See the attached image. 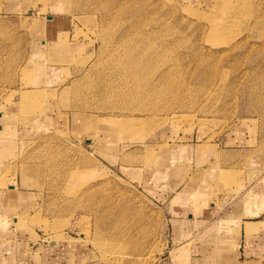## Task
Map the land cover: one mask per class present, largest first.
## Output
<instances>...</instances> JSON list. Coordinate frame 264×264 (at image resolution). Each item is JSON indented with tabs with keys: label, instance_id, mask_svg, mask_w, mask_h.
<instances>
[{
	"label": "rangeland",
	"instance_id": "374dc122",
	"mask_svg": "<svg viewBox=\"0 0 264 264\" xmlns=\"http://www.w3.org/2000/svg\"><path fill=\"white\" fill-rule=\"evenodd\" d=\"M14 186L18 241L81 264H174V205H258L264 0H0V230Z\"/></svg>",
	"mask_w": 264,
	"mask_h": 264
},
{
	"label": "crops",
	"instance_id": "0c3cea01",
	"mask_svg": "<svg viewBox=\"0 0 264 264\" xmlns=\"http://www.w3.org/2000/svg\"><path fill=\"white\" fill-rule=\"evenodd\" d=\"M217 1L201 0L204 5H212ZM45 27L46 24L41 25L40 30L50 34ZM42 42L41 48L36 52L45 54L42 50L47 44L44 40ZM15 190V186L11 187L10 193L7 194L9 198L5 195L6 199L1 202L3 210L9 211V214L2 217L8 221V227L0 230V233H3L5 241L13 242L17 250L21 248L23 252L25 251V255L28 253L30 259L24 264H81L82 255L69 241H50L44 235H39L40 239L36 240L24 237L18 241L16 229L10 228L9 225L13 220L16 226L14 222L18 217L12 213L15 209L17 212L23 211L21 207L24 201L21 194L16 197ZM259 198L258 205L253 204L255 201L251 197L245 202L242 211L233 208L227 210L224 215L220 214L217 206L196 210L197 208L191 204L174 205L176 208L172 211L174 215L171 220L169 240L175 250L172 262L174 264H264V195ZM13 201L16 202L15 208ZM182 251L185 253L181 254Z\"/></svg>",
	"mask_w": 264,
	"mask_h": 264
},
{
	"label": "bare ground",
	"instance_id": "6f19581e",
	"mask_svg": "<svg viewBox=\"0 0 264 264\" xmlns=\"http://www.w3.org/2000/svg\"><path fill=\"white\" fill-rule=\"evenodd\" d=\"M140 67V66H139ZM136 79V78H135ZM162 79V78H161ZM159 80H160V78H159ZM24 100H26V99H24ZM28 100V99H27Z\"/></svg>",
	"mask_w": 264,
	"mask_h": 264
},
{
	"label": "water",
	"instance_id": "95a60500",
	"mask_svg": "<svg viewBox=\"0 0 264 264\" xmlns=\"http://www.w3.org/2000/svg\"><path fill=\"white\" fill-rule=\"evenodd\" d=\"M49 19H51V17Z\"/></svg>",
	"mask_w": 264,
	"mask_h": 264
}]
</instances>
